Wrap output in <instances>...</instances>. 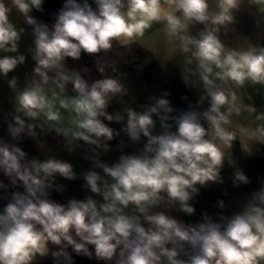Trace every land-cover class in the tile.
Returning <instances> with one entry per match:
<instances>
[{
	"label": "clouds",
	"instance_id": "clouds-1",
	"mask_svg": "<svg viewBox=\"0 0 264 264\" xmlns=\"http://www.w3.org/2000/svg\"><path fill=\"white\" fill-rule=\"evenodd\" d=\"M44 5L0 0V77L13 105L4 119L11 139L0 138V264L49 257L53 264H76L74 257L100 264H264V178L231 214L222 199L221 211H204L196 221L173 214L193 217L201 189L224 183L222 169L235 165L237 141L248 156L264 146V107L253 96L264 95V0H64L49 22L33 15ZM244 12L254 17L255 37L238 31ZM25 36L34 64L21 86L9 74L28 59L20 51ZM153 36L162 38L166 59ZM137 45L162 63L176 62L182 83L198 94L195 104L177 110L167 91L146 103L125 99L120 65ZM84 54L93 58L95 77L77 64ZM50 133L63 137L69 153L86 145L91 167L77 173L53 154L43 139ZM121 136L134 149L125 152L120 139L115 162L102 160ZM24 137L41 156L14 142ZM58 177L82 178L89 194L52 199L65 188ZM230 179L236 188L251 183L239 167Z\"/></svg>",
	"mask_w": 264,
	"mask_h": 264
},
{
	"label": "crops",
	"instance_id": "crops-1",
	"mask_svg": "<svg viewBox=\"0 0 264 264\" xmlns=\"http://www.w3.org/2000/svg\"><path fill=\"white\" fill-rule=\"evenodd\" d=\"M33 15L45 22L42 13L34 12ZM237 28L239 32L254 37L259 31L255 26L254 17L248 12L238 15ZM153 32H155V29H153ZM153 39L159 42L161 54L163 58L166 59L168 53L162 38L153 36ZM30 44L31 37L25 36L20 45L21 53L28 55L27 48ZM137 47L141 52L140 59L131 64L128 70H121L126 74L124 83L129 88V96L125 98L126 100L131 102V99L135 97L137 104L146 103L150 95H159L164 91L169 92L170 95L168 98L171 100L172 104L175 105H182L188 99L198 98V94L194 90L189 89L182 83L179 69L174 60L162 63L163 61L161 62L158 57L153 56L151 53H147L140 45H137ZM33 64L34 62L31 60L30 55H28L25 64L19 66L14 73H10L9 79L15 75L18 78L19 84L23 86L25 77L31 72ZM185 96L188 97L187 100L184 99ZM253 96L257 107H264V95H257L253 92ZM11 97L12 92L8 87L7 81L3 77H0V138L6 140L11 139L7 135L6 124L4 123L6 114L13 110V105L10 102ZM115 106L116 109L120 108V105ZM118 127L119 125H117V128ZM43 139L48 142L52 153L57 155L58 158L71 162L77 173L88 170L91 167L90 162L84 158L88 154V149L82 142L81 147L69 153L64 149L63 137L56 136L55 133H50L44 136ZM120 139L125 141L123 150L135 147L128 142L127 137L121 136L114 142H110L111 151L102 154V160L109 164L115 162L118 157L117 153L119 150L117 149V145ZM14 142L21 144L32 156H41L42 154L41 149L31 138L24 137L22 140ZM263 158L264 146H260L259 151H256L254 155L248 156L241 151L239 142L237 141L233 149L235 165H229L226 162L222 169L221 174L224 178V183L210 184L208 187L201 189L200 194L192 201L193 206L196 208V214L193 217H186L184 214L176 212H173V214L186 221H196L200 219L201 213L204 211L213 215L221 211L216 207V202L221 199L224 200L226 204V208L223 210L225 214H231V212L239 210L247 195L260 186L258 183L259 179L264 178V171L260 165ZM234 167H239L249 176L251 180L249 185H242L239 188L233 187L230 177L234 171ZM57 182L65 185V188L62 192L53 191L51 196L57 197L60 202H66L67 199L72 197L82 199L85 195L89 194L86 189L82 188V178L75 181H68L58 177ZM2 195L3 190H0V196ZM4 202V200L0 199V206H2ZM86 262L87 264H100V262L88 260L87 258Z\"/></svg>",
	"mask_w": 264,
	"mask_h": 264
},
{
	"label": "trees",
	"instance_id": "trees-1",
	"mask_svg": "<svg viewBox=\"0 0 264 264\" xmlns=\"http://www.w3.org/2000/svg\"><path fill=\"white\" fill-rule=\"evenodd\" d=\"M64 0H45V12L42 13L45 22H49L52 18L51 14L56 12L61 5L63 4ZM141 57V52L138 49L137 46H134V48L130 51V52H125L122 56V60L127 62V63H122L120 65V70H128L131 66V64H133L134 62H136L137 60H139ZM71 63V62H70ZM78 66H88L90 68H92V76L95 77L97 75V73L95 72V69L93 67V58L88 56L87 54L82 55V58L79 62H77ZM114 107L116 108V106L114 105ZM113 109H109V111H112ZM10 118V117H9ZM113 127H117V125L113 124ZM115 141V140H114ZM112 141V142H114ZM18 146H20L23 150H25L29 156H32L21 144L17 143ZM133 148L130 149H126L124 150L125 152H131ZM121 153L120 151L117 153V156H119ZM260 165L264 171V158L261 160ZM11 191V190H9ZM52 199H55L57 201H59V199L55 196H51ZM60 202V201H59ZM76 260V264H87L86 262V257H74ZM42 264H53L52 259L49 258H45L42 262Z\"/></svg>",
	"mask_w": 264,
	"mask_h": 264
},
{
	"label": "built area",
	"instance_id": "built-area-1",
	"mask_svg": "<svg viewBox=\"0 0 264 264\" xmlns=\"http://www.w3.org/2000/svg\"><path fill=\"white\" fill-rule=\"evenodd\" d=\"M197 99H198V98H196V99H188V100L185 101L184 104H182V105H175V104H173V106H174V108H176L177 110H180V109H186L189 103L195 104V102H196Z\"/></svg>",
	"mask_w": 264,
	"mask_h": 264
}]
</instances>
